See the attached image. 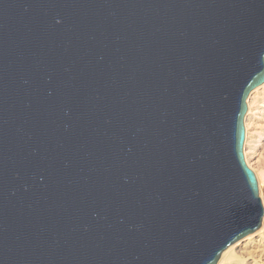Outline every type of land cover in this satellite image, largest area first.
I'll use <instances>...</instances> for the list:
<instances>
[{
    "label": "water",
    "instance_id": "1",
    "mask_svg": "<svg viewBox=\"0 0 264 264\" xmlns=\"http://www.w3.org/2000/svg\"><path fill=\"white\" fill-rule=\"evenodd\" d=\"M263 83L264 0H0V264H217Z\"/></svg>",
    "mask_w": 264,
    "mask_h": 264
},
{
    "label": "bare ground",
    "instance_id": "2",
    "mask_svg": "<svg viewBox=\"0 0 264 264\" xmlns=\"http://www.w3.org/2000/svg\"><path fill=\"white\" fill-rule=\"evenodd\" d=\"M244 156L255 173L264 208V83L247 100ZM217 264H264V216L262 226L225 249Z\"/></svg>",
    "mask_w": 264,
    "mask_h": 264
}]
</instances>
